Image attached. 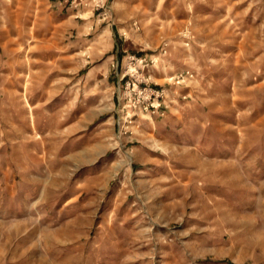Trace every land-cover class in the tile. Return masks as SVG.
Segmentation results:
<instances>
[{
    "label": "rangeland",
    "instance_id": "1",
    "mask_svg": "<svg viewBox=\"0 0 264 264\" xmlns=\"http://www.w3.org/2000/svg\"><path fill=\"white\" fill-rule=\"evenodd\" d=\"M53 1L0 0V99L10 89L11 102L26 104L28 123L31 104H37L32 112L40 121L42 109L59 102L64 103L58 110L61 123L80 118L82 111L92 115L87 133L91 142L104 146L105 156L96 163L74 162L73 170L84 167L74 176L88 173V197L106 205V217L113 220L114 202L122 206L115 217L122 224L109 225L122 228V239L105 255L110 264L223 262L205 254L215 239L200 238L203 232L195 234L190 223L194 201L197 211L210 213L217 200L211 195L217 192L203 189L207 183L202 182L203 191L190 187L180 200L177 181L161 174V166L178 165L167 155L175 151L163 152L158 137L146 133L161 128L156 125L161 116L194 102L210 81L226 87L233 71L254 74L233 79L235 87L244 81L264 83L256 75L264 76V0H81L76 8L70 7L71 0H61L78 15L75 19L70 13L65 22ZM128 84L164 92L156 114L127 104ZM45 125L40 122L36 132ZM51 129H46L49 136ZM186 150V163L179 165L190 169L193 151ZM137 153L158 169L135 170L141 167L134 159ZM30 203L26 215L38 212L37 202ZM20 204L17 197L9 206Z\"/></svg>",
    "mask_w": 264,
    "mask_h": 264
},
{
    "label": "crops",
    "instance_id": "2",
    "mask_svg": "<svg viewBox=\"0 0 264 264\" xmlns=\"http://www.w3.org/2000/svg\"><path fill=\"white\" fill-rule=\"evenodd\" d=\"M63 2L53 1L56 13L64 16L61 22L71 16L76 19L78 15ZM104 33L107 36L106 30ZM252 75L233 71L226 76L224 88L217 87V79L210 81L209 88L199 89L194 102L161 116L156 122L161 128L146 133L158 137L163 152L175 151L167 155L177 159L178 165L161 166V174L177 181L183 191L180 200L191 187L217 192L211 197L223 201L213 200L210 213L197 211L194 201V220L190 222L195 224V234L203 232L200 238L215 239L205 252L223 261L215 264H264V83L244 81L235 87L232 82ZM256 75L264 79L263 74ZM212 78L217 77L210 75ZM9 90L0 99V264H110L105 255L122 239V228L109 225L116 223L122 206L114 202L113 220L106 217V205L88 197V173L74 176L84 167L73 170L74 162L84 165L94 159L96 163L105 156L104 146L91 142L87 133L92 115L82 111L80 118L71 116L61 123L58 110L64 103L59 102L44 107L40 121L32 112L37 104H27L28 123L26 104L11 102ZM31 118L35 121L32 126ZM43 118L51 120L45 123ZM40 122L47 125L37 133ZM48 128H52L51 136ZM186 148L193 151L188 155L193 159L190 169L179 165L186 163ZM144 157L136 154L134 159L141 167L135 170L158 169L146 165ZM202 182L207 183L203 189ZM17 197L21 204L9 206ZM34 200L38 212L26 215L27 205ZM10 207L17 210L10 212ZM183 221L186 224L184 214Z\"/></svg>",
    "mask_w": 264,
    "mask_h": 264
},
{
    "label": "built area",
    "instance_id": "3",
    "mask_svg": "<svg viewBox=\"0 0 264 264\" xmlns=\"http://www.w3.org/2000/svg\"><path fill=\"white\" fill-rule=\"evenodd\" d=\"M77 0L70 1V7L76 8L80 5ZM127 104H129L134 110L142 113L156 114L158 107L164 103L163 97L164 92L161 90H153L143 87H132L128 84L127 86Z\"/></svg>",
    "mask_w": 264,
    "mask_h": 264
}]
</instances>
